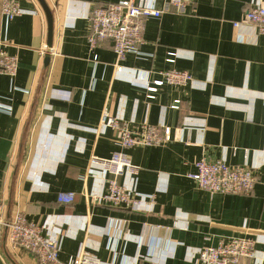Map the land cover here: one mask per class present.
<instances>
[{
  "label": "crops",
  "instance_id": "0c3cea01",
  "mask_svg": "<svg viewBox=\"0 0 264 264\" xmlns=\"http://www.w3.org/2000/svg\"><path fill=\"white\" fill-rule=\"evenodd\" d=\"M18 1L23 14L7 20L0 0V47L19 59L15 77L0 74V202L7 220L19 210L45 226L61 244L62 261L83 247L104 264L114 250L122 264H202L193 257L198 248L241 236L256 240V259L247 262L264 264V32L234 25L264 0H192L185 13L148 17L140 53L128 54L119 74L112 41L91 50L88 37L95 7L126 0H46L55 31L48 66L45 12L38 0ZM155 4L162 9L164 0ZM172 51L174 63L167 60ZM172 68L194 79L164 83L147 97L144 80ZM105 114L131 128L161 125L171 136L162 146L125 150L141 171L120 183L154 195L142 210L86 202L85 192H107L110 177L103 166H90L91 155L110 158L121 149L114 129L98 131ZM203 157L252 168L253 191L200 189L190 174ZM61 192H73L74 203L61 204ZM0 264L39 263L10 248L4 229Z\"/></svg>",
  "mask_w": 264,
  "mask_h": 264
},
{
  "label": "built area",
  "instance_id": "2783aa9c",
  "mask_svg": "<svg viewBox=\"0 0 264 264\" xmlns=\"http://www.w3.org/2000/svg\"><path fill=\"white\" fill-rule=\"evenodd\" d=\"M192 0H164V7H156L155 0H148L146 5H139L136 0L113 2L95 7L90 16L89 42L91 50L105 40H111L117 56L115 64L117 74L125 70L120 62L130 53H140L144 40V23L148 17H162L170 9L179 13L185 12ZM2 12L7 20L23 14L18 0H2ZM245 21L254 22L260 32H264V4L256 6L245 14ZM241 22H235L239 27ZM44 54V48L42 49ZM168 61L174 63L177 52H170ZM19 59L16 55L8 54L0 47V74L15 77L18 71ZM160 79L150 82L144 80L142 87L147 91V97L154 98L164 83L176 86L187 85L194 78L190 72L172 68L160 71ZM180 100H176L172 108H178ZM0 109H5L0 104ZM111 127L117 132V145L121 148L110 158L92 154L90 166L101 165L108 173V190L103 194H89L85 198L89 206L100 204L115 207L127 206L134 210H142L148 199L153 202L154 195L143 192H130L120 178L124 174L137 176L141 166L133 162L125 151L137 146H162L171 140V136L161 125L144 123L137 128H131L129 123L119 118L104 115L98 131ZM197 171L190 174L200 189L210 193L250 194L257 182L254 170L247 165H230L223 159L208 160L203 157L196 162ZM61 204H73V192H61L58 196ZM149 203V201H148ZM179 221H175V226ZM8 229L7 243L13 250H24L33 254L39 264H104L101 259L81 248L80 252L67 261L60 259L61 244L58 240L44 234L45 226L30 221L22 211L13 213L7 220L3 203L0 202V230ZM109 264H122L118 250L111 254ZM193 257L202 264H250L247 260L256 259V240L253 238L234 236L223 241L219 246L198 248Z\"/></svg>",
  "mask_w": 264,
  "mask_h": 264
},
{
  "label": "water",
  "instance_id": "95a60500",
  "mask_svg": "<svg viewBox=\"0 0 264 264\" xmlns=\"http://www.w3.org/2000/svg\"><path fill=\"white\" fill-rule=\"evenodd\" d=\"M45 12L47 23H48V38H47V45H46V55H45V66H48L51 61V52L53 48L54 43V15L52 10L50 9L49 4L46 0H38ZM11 219V216H8V220ZM5 230L8 232V229L5 228Z\"/></svg>",
  "mask_w": 264,
  "mask_h": 264
},
{
  "label": "bare ground",
  "instance_id": "6f19581e",
  "mask_svg": "<svg viewBox=\"0 0 264 264\" xmlns=\"http://www.w3.org/2000/svg\"><path fill=\"white\" fill-rule=\"evenodd\" d=\"M260 5H263V4H253L247 11H246V13L249 11V10H251L252 8H254V7H256V6H260ZM188 7V6H187ZM187 11V8H186V10H185V12ZM185 12H183V13H185ZM3 13V12H2ZM245 13V14H246ZM237 22H241V25L243 24V23H252V24H254L255 26H256V24L254 23V22H247V21H245V15H244V19L242 20V21H237ZM234 25H235V22H234ZM240 25V26H241ZM239 26V27H240ZM256 28H257V30H258V32H260L259 31V28L256 26ZM208 192V191H207ZM210 193V192H209ZM130 208V207H129ZM132 209V208H131ZM134 210V209H133Z\"/></svg>",
  "mask_w": 264,
  "mask_h": 264
}]
</instances>
